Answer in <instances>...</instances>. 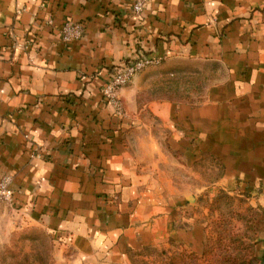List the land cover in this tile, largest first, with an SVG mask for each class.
Returning a JSON list of instances; mask_svg holds the SVG:
<instances>
[{"label":"crops","instance_id":"1","mask_svg":"<svg viewBox=\"0 0 264 264\" xmlns=\"http://www.w3.org/2000/svg\"><path fill=\"white\" fill-rule=\"evenodd\" d=\"M134 1L0 0V179L12 211L52 239L53 264H136L171 244L201 253L191 197L164 162L214 161L216 183L264 208V0H149L140 14ZM65 23L84 28L66 45ZM136 56L225 73L199 105L149 104L165 150L132 130L140 75L119 92L124 116L102 98Z\"/></svg>","mask_w":264,"mask_h":264},{"label":"rangeland","instance_id":"2","mask_svg":"<svg viewBox=\"0 0 264 264\" xmlns=\"http://www.w3.org/2000/svg\"><path fill=\"white\" fill-rule=\"evenodd\" d=\"M139 75L142 85L135 95L137 111L133 114L137 126L134 125L132 130L138 135L140 131V140L148 148L154 145L165 150L168 149V135L153 116L149 104L199 105L205 100L208 89L224 80L225 73L214 62L167 59L153 60ZM177 160L164 162L163 172L176 175L178 184L174 188L191 197L189 212L203 233L202 246L199 245L202 252H191L174 244L161 251L147 248L141 252L140 258H135L136 264H171L174 256L180 258L176 259L178 264L180 260V264H210L205 258H200L205 249L215 248L213 254L216 255L212 260L218 261L220 250L228 248L236 255L241 244L254 250L261 264L264 255V208L253 203L248 194L222 188L216 183L219 168L214 161L200 162L194 166V171H190L182 168L181 161ZM2 207L8 209L0 221V264H53L55 244L44 229L31 224L23 216L19 217L9 204ZM190 254L197 255V261L190 259Z\"/></svg>","mask_w":264,"mask_h":264},{"label":"built area","instance_id":"3","mask_svg":"<svg viewBox=\"0 0 264 264\" xmlns=\"http://www.w3.org/2000/svg\"><path fill=\"white\" fill-rule=\"evenodd\" d=\"M149 0H135L132 11L135 14L142 13ZM50 24V23H49ZM84 34V28L78 23H65L61 28V41L66 45L73 40L79 39ZM153 62V59L136 56L126 61H122L114 69L113 73L105 84L101 87V94L104 101L113 109L117 116H124L123 102L119 92L127 87L133 77L144 70ZM9 178L0 179V207L11 204L12 194L9 190Z\"/></svg>","mask_w":264,"mask_h":264},{"label":"trees","instance_id":"4","mask_svg":"<svg viewBox=\"0 0 264 264\" xmlns=\"http://www.w3.org/2000/svg\"><path fill=\"white\" fill-rule=\"evenodd\" d=\"M214 63H216V62H214ZM220 67H222V66L220 65ZM185 104H187V103H185ZM239 246H241V250H240V247L237 248L236 250H238V253L236 255H233V253L231 251H229L228 248L227 249L224 248L223 250H220V257H219L218 261L212 260V257H214L216 255L215 253L213 254V250L216 251V249L213 247L210 249H205L203 251L202 255L200 256V258L201 257L205 258V261L209 262L210 264H259L257 257L254 255V250H252V249H250V247H247V246L242 245V244ZM144 250H146V249H144ZM134 254L135 253H133L132 256ZM137 254L140 255L141 252L136 253V255ZM197 258H198L197 255L190 254V259L197 261ZM165 264H168V263H165Z\"/></svg>","mask_w":264,"mask_h":264},{"label":"water","instance_id":"5","mask_svg":"<svg viewBox=\"0 0 264 264\" xmlns=\"http://www.w3.org/2000/svg\"><path fill=\"white\" fill-rule=\"evenodd\" d=\"M261 264H264V255H263V258H262Z\"/></svg>","mask_w":264,"mask_h":264}]
</instances>
